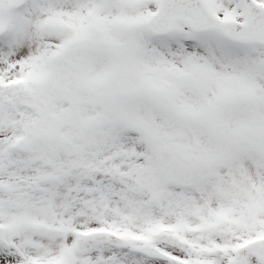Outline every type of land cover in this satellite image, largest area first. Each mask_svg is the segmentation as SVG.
<instances>
[{"label": "snow or ice", "instance_id": "6c2138e0", "mask_svg": "<svg viewBox=\"0 0 264 264\" xmlns=\"http://www.w3.org/2000/svg\"><path fill=\"white\" fill-rule=\"evenodd\" d=\"M0 264H264V0H0Z\"/></svg>", "mask_w": 264, "mask_h": 264}]
</instances>
